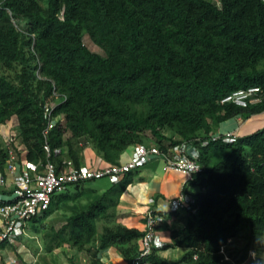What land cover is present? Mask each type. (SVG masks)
<instances>
[{
  "label": "trees",
  "instance_id": "1",
  "mask_svg": "<svg viewBox=\"0 0 264 264\" xmlns=\"http://www.w3.org/2000/svg\"><path fill=\"white\" fill-rule=\"evenodd\" d=\"M85 36L103 54L92 52ZM254 86L263 103H221ZM50 103L58 121L47 142L57 164L83 166L82 142L108 165L136 145L166 150L186 141L200 148L205 171L192 183L201 191L185 227L171 233L172 247L188 251L171 262L155 250L147 261L264 264V128L231 143L214 139L222 123L264 113V0H0V126L17 127L9 144L0 137L2 167L19 146L25 160L46 163ZM134 177L132 171L104 192L92 180L55 195L33 220L68 213L59 228L42 229L45 251L67 245L102 264L98 254L115 248L130 264L145 232L116 219Z\"/></svg>",
  "mask_w": 264,
  "mask_h": 264
},
{
  "label": "built area",
  "instance_id": "2",
  "mask_svg": "<svg viewBox=\"0 0 264 264\" xmlns=\"http://www.w3.org/2000/svg\"><path fill=\"white\" fill-rule=\"evenodd\" d=\"M221 103L234 104L242 108L261 104L263 103L262 90L256 86L238 90L227 95ZM55 106V103H50L44 107V117L48 120V127L44 131L46 139L44 150L47 154L45 164L40 166L25 160L22 146H19L17 150L9 149L3 167L0 156V184L5 186L7 184L6 175L12 176L10 194L14 195V198L10 200H3L0 196V202H2L0 205V219L2 220L0 244L26 236L29 224L49 211L54 196L65 192L72 185L104 178L108 179L111 184H117L126 174L146 166L157 158L165 161L168 170L184 174L190 181L205 171L201 163L200 148L186 141L166 150L156 145H136L132 147V153L126 162L106 165L103 168L87 165L76 167L70 159H64L62 163L57 164L51 160V149L47 142L50 129L58 121L57 118L52 119ZM223 137L224 141L229 143L236 139V136L232 134ZM216 138L219 137L214 139ZM208 144V141L201 142L202 147ZM61 152L62 150L58 149L56 154L59 155ZM194 204L195 198L184 194L171 202L169 213L193 210ZM145 221L146 231L140 241L141 251L130 264H152L146 259L155 250H162L166 246L158 230L167 224L166 215L150 210L145 215Z\"/></svg>",
  "mask_w": 264,
  "mask_h": 264
},
{
  "label": "crops",
  "instance_id": "3",
  "mask_svg": "<svg viewBox=\"0 0 264 264\" xmlns=\"http://www.w3.org/2000/svg\"><path fill=\"white\" fill-rule=\"evenodd\" d=\"M222 124L220 133H216L215 137L226 136L232 134L236 137H243L255 133L264 127V118L254 116L251 119L243 120L241 117H236ZM153 145V144H151ZM132 147L129 148L121 158V162H126L131 155ZM83 166H91L103 168L106 165L91 148L85 149L83 152ZM7 184H0V196L9 195L12 191V176L6 175ZM189 178L166 168L165 161L157 158L149 162L146 166L135 171L133 183L127 188L123 194L119 206L117 208L116 222L123 224L128 228L137 229L141 232L146 231L145 215L148 211L153 210L162 214H170V204L173 200L184 194L194 196L197 193L191 194L189 187H196ZM187 212L181 210L177 216L169 219L167 224L159 229V234L166 246L159 251V255L163 256L162 252L167 253L173 245L171 237L172 231L181 230L186 225ZM32 225L28 226L27 235L36 232L34 236L28 239H36L32 249H23L24 244L20 242L28 241L26 236L20 237L14 241H9L4 247H0V264H91L92 259L84 252H79L76 249L65 245L56 249L53 253H47L43 246H40V236L42 229L40 225L32 221ZM2 220L0 219V226ZM101 229L103 224H100ZM47 227V226H46ZM29 232V233H28ZM32 232V233H31ZM39 238V239H38ZM17 244L19 246L17 247ZM38 244V245H37ZM22 248H21V247ZM38 246L39 248H36ZM61 255V256H60ZM98 259L102 264H128L125 259L118 253L115 248H109L98 254ZM181 259V258H180ZM179 260V259H178ZM170 261V260H168ZM172 262V261H171Z\"/></svg>",
  "mask_w": 264,
  "mask_h": 264
},
{
  "label": "rangeland",
  "instance_id": "4",
  "mask_svg": "<svg viewBox=\"0 0 264 264\" xmlns=\"http://www.w3.org/2000/svg\"><path fill=\"white\" fill-rule=\"evenodd\" d=\"M215 1L220 6V0H215ZM16 22H15L16 26H18L22 30H26V22L25 21H16ZM84 40H85V44L88 46V48L92 52L103 54L102 50L100 48H98L96 45H94L92 43V41L89 39L88 36H85ZM254 116H260V118L263 119L264 118V113L259 114V115H254ZM254 116H252V117H254ZM252 117H250L249 119H251ZM223 125H225V124H221L220 126H218L216 128L215 132L216 133H220L221 132V128L223 127ZM16 128L17 127H16V122L15 121H11V122L7 123L6 125L0 126V137H1L2 141L4 142V144H9L11 136L13 134H16ZM263 128H261V129H263ZM148 136H149V138H151L150 133H148ZM15 144H18V145L20 144L18 139H16ZM82 144L84 145V150L86 148L87 149L90 148L89 145H86L84 142H82ZM90 186L95 188V189H97V190H99L100 192H104L108 188H110L111 183H110V181L108 179L104 178V179H101V180H98V181H95V182L91 183ZM189 191H190L191 194H193V193H199L201 190H200L199 186H196V187L190 186L189 187ZM2 198H3V200H10V199L14 198V195L13 194L3 195ZM65 215H68V213L66 212L65 209L55 212L51 217H49L47 220H45V222L42 225H40V229H43L46 226L47 227L59 228L62 224H64ZM32 224L33 223H30L29 225H32ZM98 233L99 234L102 233V229H101L100 224L98 225ZM35 234H36V232L35 233L33 232L31 234V236H34ZM41 235H42V233H41ZM31 236H29V234L28 235L26 234L25 238H27V237L30 238ZM40 238H41V240L39 241L40 242V246L44 247L45 240L42 238V236H40ZM36 242H37L36 239H28V241H24V242H20V243L24 244V248L23 249L27 248V249L33 250L32 246ZM18 246H19V244H17V247ZM36 248H39V247L36 246ZM187 251L188 250L185 249V248H170V250L167 253H165L166 251H163L162 255L165 256L168 260L174 262V261H177L178 259L182 258L187 253Z\"/></svg>",
  "mask_w": 264,
  "mask_h": 264
}]
</instances>
